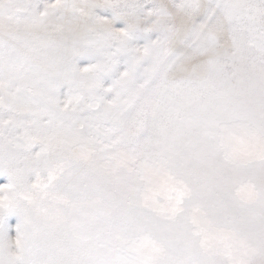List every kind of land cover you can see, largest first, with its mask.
<instances>
[{
  "label": "snow or ice",
  "instance_id": "snow-or-ice-1",
  "mask_svg": "<svg viewBox=\"0 0 264 264\" xmlns=\"http://www.w3.org/2000/svg\"><path fill=\"white\" fill-rule=\"evenodd\" d=\"M0 175V264H264V0H0Z\"/></svg>",
  "mask_w": 264,
  "mask_h": 264
},
{
  "label": "rangeland",
  "instance_id": "rangeland-1",
  "mask_svg": "<svg viewBox=\"0 0 264 264\" xmlns=\"http://www.w3.org/2000/svg\"><path fill=\"white\" fill-rule=\"evenodd\" d=\"M18 218V216H12V217H10L9 219H8V221H7V223L10 225V229H9V235L11 236V237H15V235H16V231H15V227H16V225L19 223V218ZM18 220V221H17Z\"/></svg>",
  "mask_w": 264,
  "mask_h": 264
},
{
  "label": "bare ground",
  "instance_id": "bare-ground-1",
  "mask_svg": "<svg viewBox=\"0 0 264 264\" xmlns=\"http://www.w3.org/2000/svg\"><path fill=\"white\" fill-rule=\"evenodd\" d=\"M7 182V177L5 175H0V183H6ZM17 218V217H16ZM19 218V217H18ZM17 218V219H18ZM18 221V220H17Z\"/></svg>",
  "mask_w": 264,
  "mask_h": 264
}]
</instances>
